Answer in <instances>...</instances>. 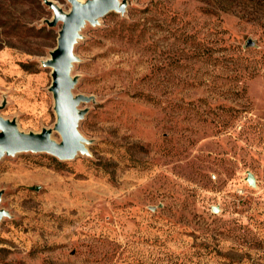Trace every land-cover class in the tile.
I'll use <instances>...</instances> for the list:
<instances>
[{
  "label": "rangeland",
  "instance_id": "obj_1",
  "mask_svg": "<svg viewBox=\"0 0 264 264\" xmlns=\"http://www.w3.org/2000/svg\"><path fill=\"white\" fill-rule=\"evenodd\" d=\"M45 1L0 11V118L24 135L57 118ZM118 2L71 48L85 152L0 156V264H264L263 16Z\"/></svg>",
  "mask_w": 264,
  "mask_h": 264
},
{
  "label": "water",
  "instance_id": "obj_2",
  "mask_svg": "<svg viewBox=\"0 0 264 264\" xmlns=\"http://www.w3.org/2000/svg\"><path fill=\"white\" fill-rule=\"evenodd\" d=\"M67 1L71 6L67 13L61 11L51 1H45L53 14L49 26H54L58 21L61 22L56 47L50 59L44 62V65L52 70L50 91L53 94L54 110L57 116L54 128L61 140L59 143L51 141L45 130L40 135L20 134L12 123L0 118V156L4 153L11 155L15 152L31 151L46 152L60 160H69L77 152H85L83 147L85 141L77 131L78 121L83 115L77 106L85 101V98L81 95L73 96L71 92L73 82L69 77V68L70 63L75 60L71 48L84 22L95 24L109 12H122L124 3H119L118 0H87L84 3L76 0ZM252 45L250 40L247 41V47ZM3 215V211L0 210V219Z\"/></svg>",
  "mask_w": 264,
  "mask_h": 264
},
{
  "label": "trees",
  "instance_id": "obj_3",
  "mask_svg": "<svg viewBox=\"0 0 264 264\" xmlns=\"http://www.w3.org/2000/svg\"><path fill=\"white\" fill-rule=\"evenodd\" d=\"M223 1L228 5L242 4L245 7L252 8L254 12H259L262 18V26H264V0H219ZM36 0H0V11H8L13 6L18 4H33ZM38 2V1H37Z\"/></svg>",
  "mask_w": 264,
  "mask_h": 264
},
{
  "label": "bare ground",
  "instance_id": "obj_4",
  "mask_svg": "<svg viewBox=\"0 0 264 264\" xmlns=\"http://www.w3.org/2000/svg\"><path fill=\"white\" fill-rule=\"evenodd\" d=\"M76 1L79 2L78 0H76ZM79 3H81V2H79ZM45 131L48 132V135L50 136V134H52V132L55 131V128L48 129V130H45ZM56 143H59V142H56Z\"/></svg>",
  "mask_w": 264,
  "mask_h": 264
}]
</instances>
